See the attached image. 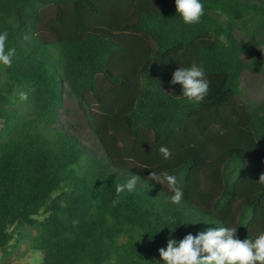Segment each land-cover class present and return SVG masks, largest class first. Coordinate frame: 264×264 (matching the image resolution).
I'll use <instances>...</instances> for the list:
<instances>
[{"label": "trees", "instance_id": "16d2710c", "mask_svg": "<svg viewBox=\"0 0 264 264\" xmlns=\"http://www.w3.org/2000/svg\"><path fill=\"white\" fill-rule=\"evenodd\" d=\"M203 3L185 24L174 0H0L15 50L0 64L3 252L27 241L43 264H163L170 234L264 233V100L239 87L244 69L264 75V0ZM192 64L210 82L198 102L170 83ZM66 97L102 153L62 125ZM131 175L136 189L117 191Z\"/></svg>", "mask_w": 264, "mask_h": 264}, {"label": "clouds", "instance_id": "9594fccd", "mask_svg": "<svg viewBox=\"0 0 264 264\" xmlns=\"http://www.w3.org/2000/svg\"><path fill=\"white\" fill-rule=\"evenodd\" d=\"M174 2L176 14H179L185 24L198 23L204 15L203 0H174ZM7 40V31H0V64L3 65H10L15 54L12 48L6 50ZM170 83L180 84V95L195 102L203 100L209 91L210 84L203 68L196 64L190 67L180 66L174 70ZM160 152L166 158L171 154L163 146ZM147 178L160 184L161 181L172 185L177 183L175 176L167 174L160 176L154 171ZM139 179H141L140 176L131 175L124 183L117 186V191L133 192ZM259 181L264 183V174L260 175ZM181 198L182 192L177 189L171 200L178 203ZM236 229L237 227L228 226L207 227L198 230L195 235L189 232L181 239H176L170 234L166 248L162 247L158 250L160 261H163V264H264V233L255 238L246 237L241 240L236 235ZM174 230L170 229V232ZM145 232L147 231L143 233ZM140 239L141 237L137 241Z\"/></svg>", "mask_w": 264, "mask_h": 264}, {"label": "rangeland", "instance_id": "374dc122", "mask_svg": "<svg viewBox=\"0 0 264 264\" xmlns=\"http://www.w3.org/2000/svg\"><path fill=\"white\" fill-rule=\"evenodd\" d=\"M236 35L240 39H245L240 35L237 29ZM242 34H244L242 32ZM243 60H247L248 56L243 54ZM239 87L242 99L246 102H258L264 100V75L258 72L244 69L239 76ZM62 125L68 124L70 130L77 136L80 141L85 143L92 151L102 153L100 143L90 129L85 116L73 97H66L64 100V108L60 115ZM0 264H43L41 254L32 250L27 241L18 244L17 248L7 252L0 249Z\"/></svg>", "mask_w": 264, "mask_h": 264}]
</instances>
